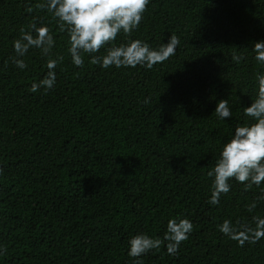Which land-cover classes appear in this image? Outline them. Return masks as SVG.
Here are the masks:
<instances>
[{
    "label": "trees",
    "instance_id": "trees-1",
    "mask_svg": "<svg viewBox=\"0 0 264 264\" xmlns=\"http://www.w3.org/2000/svg\"><path fill=\"white\" fill-rule=\"evenodd\" d=\"M39 2L0 0V264H264V238L241 247L219 231L225 219L264 218V182L245 191L230 180L213 205L207 175L235 127L251 122L243 107L264 74L252 51L264 41V0H149L139 27L114 43L158 49L179 37L176 54L152 69H105L88 54L75 66L68 34ZM33 22L52 31L50 58L64 56L47 91L30 88L49 57L29 49L18 57L25 69L10 59ZM221 99L226 120L214 112ZM172 218L193 223L175 255L167 242L128 255L132 236L163 239Z\"/></svg>",
    "mask_w": 264,
    "mask_h": 264
},
{
    "label": "clouds",
    "instance_id": "clouds-1",
    "mask_svg": "<svg viewBox=\"0 0 264 264\" xmlns=\"http://www.w3.org/2000/svg\"><path fill=\"white\" fill-rule=\"evenodd\" d=\"M148 3L149 0H41L35 8L47 10L56 20L58 30L68 34V52L75 66L83 67L84 54H88L91 56L89 63L105 69L113 66L134 68L137 65L152 69L154 65L163 63L176 54L180 44L179 37L170 35L168 42L162 43L158 49H153L140 39H132L119 45L114 43L119 34L131 36L139 27ZM27 11L31 12L33 8L29 7ZM54 47L51 29L46 25L37 26L35 22L29 25V30L21 28L20 37L14 40L13 50L16 55L10 59L21 69L27 68V64L18 57H24L29 49H38L43 56L49 57L47 76L38 83L34 82L30 91L54 88V69L64 60L63 55L50 58ZM102 48L105 49L103 56L93 55ZM252 51L255 60L264 65V41L255 42ZM232 59L239 63L242 57L233 53ZM257 81L258 92L255 99L249 106L243 107L244 115L251 118V122L235 127L233 136L224 143L219 158L207 172L209 177L214 178L210 204H219L220 196L230 191V180L235 179L243 184L245 191L253 186L259 188L264 182V74H257ZM148 102L146 98L144 103ZM214 112L222 120L232 116L227 99L219 100ZM258 199L264 200V189ZM255 207L254 201L247 210L251 212ZM252 222L237 220L233 224L225 219L219 225V231L243 247L245 243L254 244L264 238V218L253 216ZM192 231L193 223L189 219H169L163 239L144 233L132 236L128 242V255L133 258L141 257L159 249L165 242L168 253L175 255L180 244L188 239ZM0 255H6V248H0ZM135 264L143 262L136 259Z\"/></svg>",
    "mask_w": 264,
    "mask_h": 264
}]
</instances>
